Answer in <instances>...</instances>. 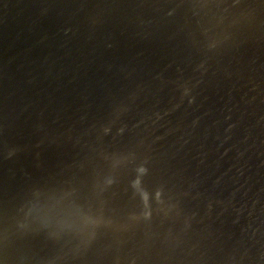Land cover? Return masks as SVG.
I'll return each instance as SVG.
<instances>
[{
	"label": "bare ground",
	"instance_id": "1",
	"mask_svg": "<svg viewBox=\"0 0 264 264\" xmlns=\"http://www.w3.org/2000/svg\"><path fill=\"white\" fill-rule=\"evenodd\" d=\"M8 3L0 264H264V0Z\"/></svg>",
	"mask_w": 264,
	"mask_h": 264
},
{
	"label": "water",
	"instance_id": "2",
	"mask_svg": "<svg viewBox=\"0 0 264 264\" xmlns=\"http://www.w3.org/2000/svg\"><path fill=\"white\" fill-rule=\"evenodd\" d=\"M2 2H3V0H2ZM8 2H9V0L6 2V4L4 3L3 7L0 9V18L5 17V15H6L5 19L3 20L4 22L10 21L9 20V16H10L9 7H10V5ZM21 66L23 67V65H21ZM23 69H24V67L20 70V72L17 71V76H18V79H20V81L24 80V79H22L23 73H21ZM1 89H4V88H1ZM5 163H6V161H3V164H5Z\"/></svg>",
	"mask_w": 264,
	"mask_h": 264
}]
</instances>
